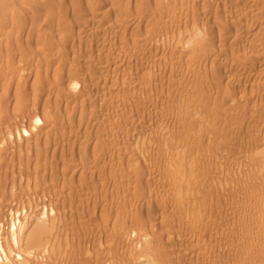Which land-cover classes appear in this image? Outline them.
Masks as SVG:
<instances>
[{
  "label": "bare ground",
  "instance_id": "bare-ground-1",
  "mask_svg": "<svg viewBox=\"0 0 264 264\" xmlns=\"http://www.w3.org/2000/svg\"><path fill=\"white\" fill-rule=\"evenodd\" d=\"M0 264H264V0H0Z\"/></svg>",
  "mask_w": 264,
  "mask_h": 264
}]
</instances>
